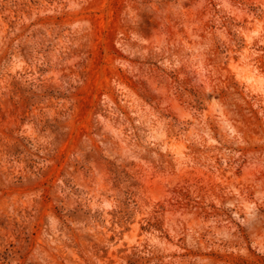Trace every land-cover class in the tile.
<instances>
[{
  "label": "rangeland",
  "instance_id": "obj_1",
  "mask_svg": "<svg viewBox=\"0 0 264 264\" xmlns=\"http://www.w3.org/2000/svg\"><path fill=\"white\" fill-rule=\"evenodd\" d=\"M0 264H264V0H0Z\"/></svg>",
  "mask_w": 264,
  "mask_h": 264
}]
</instances>
